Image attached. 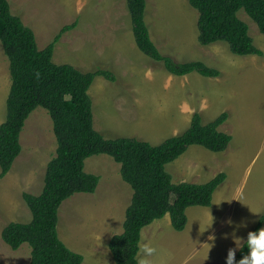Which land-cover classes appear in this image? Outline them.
<instances>
[{
	"label": "rangeland",
	"instance_id": "374dc122",
	"mask_svg": "<svg viewBox=\"0 0 264 264\" xmlns=\"http://www.w3.org/2000/svg\"><path fill=\"white\" fill-rule=\"evenodd\" d=\"M7 1L11 13L34 33L39 50L64 26L75 25L56 44L54 64L114 75L115 82L95 77L88 90L93 128L105 139L134 138L157 146L187 130L194 113L201 114L202 124L228 114L218 129L231 137L224 152L190 146L165 166L173 184H203L224 173L226 179L214 192L211 206L188 208L182 232L172 229L168 215L143 228L137 260L142 256L143 231L148 235L143 244L156 249L150 259L158 264H228L230 251L235 258L264 213V132L249 114L251 99L254 105L264 101L258 97L260 89L264 94V70L252 63L245 65L249 56L232 54L224 42L201 46L198 13L189 0H145L151 41L161 55L176 63L202 62L221 72L219 78L197 73L173 76L141 53L134 42L126 0ZM237 16L248 26L253 45L264 49V35L256 24L243 11ZM8 67L0 43V124L6 117L11 84ZM254 113H264V109ZM19 143L20 154L0 179V232L9 222H30L22 195L41 192L46 165L55 155L56 139L45 109L38 107L30 113ZM119 168L106 155L86 159L84 172L99 177L95 192L75 194L58 209V238L84 252L82 264H114L107 245L105 251H97L93 239L123 230L132 190L122 181ZM111 219L114 226L106 223ZM30 252L27 244L13 251L0 237V264H29Z\"/></svg>",
	"mask_w": 264,
	"mask_h": 264
},
{
	"label": "trees",
	"instance_id": "16d2710c",
	"mask_svg": "<svg viewBox=\"0 0 264 264\" xmlns=\"http://www.w3.org/2000/svg\"><path fill=\"white\" fill-rule=\"evenodd\" d=\"M198 13L197 41L201 46L224 42L236 56H262L249 36L248 26L238 18L243 11L264 35V0H189ZM134 42L138 50L161 63L173 76L197 73L218 78L220 72L202 62L176 63L160 54L151 41L145 22V0H126ZM64 26L53 40L39 50L34 33L13 15L7 0H0V43L9 63L10 88L5 101L6 117L0 124V179L10 171L21 151L20 133L30 113L45 109L52 122L56 139L55 155L45 169L39 195L23 194L31 221L9 223L1 231V240L16 251L22 244L31 248L29 264H82L83 257L70 251L58 238V209L75 194H93L99 177L84 172L86 159L106 155L120 166L122 181L132 190L125 211L123 232L113 236L108 249L114 264H138L141 230L165 215L174 231L182 232L190 207H210L213 194L225 181L220 173L203 184L171 182L165 166L199 146L213 153L224 152L231 137L218 129L228 118L222 113L202 124L201 114L194 113L183 133L169 137L157 146L134 138L105 139L93 128L91 99L88 90L95 77L113 82L111 72H81L69 65H56L52 56L62 35L74 29ZM115 82V81H114ZM264 225V213L250 232ZM249 232V233H250ZM248 236L233 264L248 255Z\"/></svg>",
	"mask_w": 264,
	"mask_h": 264
},
{
	"label": "crops",
	"instance_id": "0c3cea01",
	"mask_svg": "<svg viewBox=\"0 0 264 264\" xmlns=\"http://www.w3.org/2000/svg\"><path fill=\"white\" fill-rule=\"evenodd\" d=\"M262 53H263V55L262 56H249V61H245V65H247V66H250V64L252 63L254 66H256L257 67V69H259V71H263L264 70V49H259ZM220 74H222L221 72H220ZM264 74V73H263ZM219 78V77H218ZM262 89H260L259 91V95H258V97L259 96H262V98H263V100H264V94H263V92L261 91ZM262 109H264V101H259L258 100V102L254 105V104H252V99H251V107H250V110H249V114L250 115H252L251 117H250V120H251V122H253L254 124H256V125H258V127L259 128H261L262 130H263V132H264V113H254V112H257V111H260V110H262ZM254 114V115H253ZM46 169V168H45ZM44 174H45V172H44ZM43 180H44V176H43ZM43 188V187H42ZM41 191H42V189H41ZM30 192H33V191H30ZM38 192V191H37ZM36 193V192H35ZM41 193V192H40ZM39 193V194H40ZM38 194V195H39ZM37 196V195H36ZM128 206H129V204H128ZM128 206L125 208V211H126V209L128 208ZM59 215H60V217H61V214L59 213ZM31 221V220H30ZM122 222V221H121ZM121 222H120V225H121ZM123 222H124V220H123ZM9 223H12V222H9ZM9 223H7V224H9ZM14 223H18V222H14ZM29 223V222H28ZM106 223L107 224H112V226H114V223L112 222V219L111 220H109V221H106ZM7 224L5 225V226H3L2 228H1V231L3 230V228L4 227H6L7 226ZM20 224H22V223H20ZM25 224H27V223H25ZM106 224V225H107ZM122 229H123V224H122ZM107 230H110V229H107ZM105 232V231H104ZM122 232H123V230H122ZM121 232V233H122ZM120 233V234H121ZM143 234H145L144 235V237H143ZM119 235V234H118ZM113 236H115L114 234H105V235H103V234H101V235H97V236H95V238L93 239V242L95 243L94 245H96L98 248L96 249L97 251H105L104 250V247L107 245V248H108V243H109V240L113 237ZM147 233L145 232V231H143L142 232V244H141V246L140 247H142V245H143V243H144V241H145V239L147 238ZM0 237H1V232H0ZM62 241V240H61ZM91 240H89L87 243H89ZM3 242V241H2ZM63 242V244L70 250V251H72V252H75V253H77V254H79V255H84V252H82V251H80V250H73V249H71V248H69L66 244V242L65 241H62ZM109 251V250H108ZM112 257V256H111ZM113 260V259H112ZM83 263H84V261H83ZM152 264H158L157 262H155V261H152Z\"/></svg>",
	"mask_w": 264,
	"mask_h": 264
},
{
	"label": "clouds",
	"instance_id": "9594fccd",
	"mask_svg": "<svg viewBox=\"0 0 264 264\" xmlns=\"http://www.w3.org/2000/svg\"><path fill=\"white\" fill-rule=\"evenodd\" d=\"M211 248L213 245L208 244ZM246 247L249 254L240 260L239 264H264V228L259 229L257 232H250ZM141 258L138 264H152L150 257L155 253L156 249L151 244L145 243L142 245ZM234 252L230 251L228 255V264H233Z\"/></svg>",
	"mask_w": 264,
	"mask_h": 264
}]
</instances>
